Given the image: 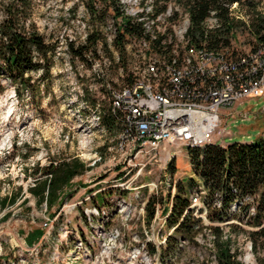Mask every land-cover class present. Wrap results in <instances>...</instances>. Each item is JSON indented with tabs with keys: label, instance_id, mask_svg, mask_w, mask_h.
<instances>
[{
	"label": "rangeland",
	"instance_id": "1",
	"mask_svg": "<svg viewBox=\"0 0 264 264\" xmlns=\"http://www.w3.org/2000/svg\"><path fill=\"white\" fill-rule=\"evenodd\" d=\"M156 1L121 3L126 13L137 16L153 9ZM85 3L30 0L27 24L36 25L47 42L57 45L49 76L41 71L30 73L38 88L34 93L26 90L20 99L15 85L0 71L4 86L0 88V264H217L214 236L206 227L194 240L178 237L177 251L170 250L166 242L173 235L170 242L174 244L176 236L166 224L170 211L165 208L173 205L177 183L183 184L193 175L187 146L163 143L138 154L125 134V120L119 117L110 125L102 122L112 112L113 99L131 85L129 76L134 82L149 83L147 64L154 54L152 49L129 38L125 70L112 45L117 28L111 19L104 31L113 56L100 44V58H95L93 65L73 59L69 42L85 43L91 28ZM166 3L173 14L178 12V18L170 21L163 14L155 29L163 33L178 22L175 29L184 31L187 12L177 0ZM232 11L246 19L245 9L238 4ZM139 18L153 25L146 15ZM255 42L248 30L240 29L231 47L236 54H246L255 48ZM152 90H157V85L152 84ZM170 105L166 111H197L204 107ZM220 113L222 121L211 143L227 147L264 138V93L233 108H223ZM73 157H79L90 169L72 180L66 188L69 194L59 199L61 204L57 202L52 209L46 203L39 205L29 191L37 179L44 177L41 172L35 174L36 170ZM172 163L177 166L175 171ZM154 195L162 203L149 222L146 204ZM201 195L192 196V208L205 226L226 227L239 222L210 221L208 208L200 202ZM6 197H16V201L3 205ZM37 229L44 230L43 238L29 244L28 235ZM228 237L243 264H264V249L255 252L247 233L233 234L226 228Z\"/></svg>",
	"mask_w": 264,
	"mask_h": 264
},
{
	"label": "trees",
	"instance_id": "2",
	"mask_svg": "<svg viewBox=\"0 0 264 264\" xmlns=\"http://www.w3.org/2000/svg\"><path fill=\"white\" fill-rule=\"evenodd\" d=\"M161 1L157 0L154 3L152 14L147 12L133 16L126 13L121 0H86L91 28L85 43L69 42L70 55L73 59L93 65V60L100 58L99 46L102 44L105 51L113 56L110 50L111 43L104 31L112 19L117 28L112 45L119 53L121 66L127 70L129 38L138 39L141 45L149 46L154 53L150 58L151 64H147L149 83L161 78L166 84H176L166 81V77L170 76V69L181 68L183 64L181 58L183 52L181 46L176 45L174 32V25L177 22L173 23L172 29L159 33L155 29L158 22L148 30L144 18H139L146 15L148 19L155 21L157 17L166 13L168 11L166 0L160 3ZM177 2L185 9L190 21L185 35L188 39L187 49H202L207 53L219 54L229 71L219 68L218 76L222 78L231 75L236 79V76L241 74L243 76L256 74L255 71H250V67L237 68L247 64L242 59L250 56L249 53L236 54L231 44L237 32L244 29L256 39L252 52L255 53L256 49L264 51V0H177ZM234 4H238L240 9H245L246 19L233 15ZM0 6L3 16L0 21V71L8 76L15 85L17 95L22 99L26 90L34 93L38 89L30 73L41 71L45 77L49 76L57 45L47 42L36 25L27 24L30 0H4ZM211 17L217 20L213 27L209 25ZM177 18L178 12H175L167 20L175 21ZM142 38L146 40H139ZM177 50L181 55L176 54ZM152 64L158 67L156 75L150 72ZM203 80H206L204 87L201 86ZM128 82L132 84L134 79L129 76ZM217 85L218 78L207 74L200 83L188 82V91L171 95L186 102L189 97L194 99L211 88L216 90ZM3 87L0 83L1 90ZM119 117L125 120L126 132L129 131V124L122 112L113 106L111 114L105 116L102 122L110 125ZM188 153L193 175L188 181L183 180V184L177 183L173 205L170 209L165 208L166 212L170 211L166 224L174 230L173 234L176 236L174 244L170 242L173 235L167 237L166 242L171 245L170 250L177 251L180 249L178 237L185 241L194 240L206 227L214 236L213 250L217 264H243L238 258L237 251L233 249L232 238H225V229L228 228L233 234L247 233L253 242L255 252L264 249V138L252 142H235L227 147L208 143L203 147H189ZM176 167L174 163L171 164L174 171ZM89 169L87 163L79 157L63 159L58 163L51 162L36 170L35 174L41 172L44 177L37 179L29 191L37 198L39 205L46 203L47 208L52 209L57 202L61 204L60 198L63 199L69 194L66 188L72 180ZM202 192L205 193L202 197L203 205L208 208L207 218L210 221L225 222L237 219L239 222L226 227L219 224L205 226L203 219L196 216L192 208V196L195 193L201 195ZM10 201L14 203L16 197L4 198L3 205ZM161 203L162 199L155 195L149 199L146 204L149 222L154 219L157 206ZM234 206L236 209L233 211ZM202 211L203 208H200V212ZM43 235L44 230L37 229L28 235V243L33 244L43 238Z\"/></svg>",
	"mask_w": 264,
	"mask_h": 264
},
{
	"label": "built area",
	"instance_id": "3",
	"mask_svg": "<svg viewBox=\"0 0 264 264\" xmlns=\"http://www.w3.org/2000/svg\"><path fill=\"white\" fill-rule=\"evenodd\" d=\"M139 40H146V38ZM201 50L194 54L201 52ZM229 55H231V51ZM250 62H258V70L254 76H236V79H223L222 76H218V71L214 68H208L207 72H200V66H198L189 73V80L176 81V84H166L159 78L158 81H154V85H157L155 91L152 90V86H147L145 82L135 81L129 85V88L124 89L122 94L117 95L116 100L113 99L114 108L122 112L124 119L132 121L135 147L137 148L143 144L156 146L163 143L213 141L214 134L222 121L221 109L233 108L248 98L261 97L264 93V58H259V49L255 51V60L249 61L247 64ZM148 64H151L150 60ZM245 65L237 68H245ZM153 66L155 67V65ZM205 74H212L213 77L218 78L216 97H210L209 101H201L197 96V102L190 104L204 106L203 109L195 112L203 111L211 115L214 114L215 125L207 130L202 138H198L188 124H178L169 118V114L181 109L166 111L165 108L171 106L166 103V94L188 91V82L200 83Z\"/></svg>",
	"mask_w": 264,
	"mask_h": 264
},
{
	"label": "bare ground",
	"instance_id": "4",
	"mask_svg": "<svg viewBox=\"0 0 264 264\" xmlns=\"http://www.w3.org/2000/svg\"><path fill=\"white\" fill-rule=\"evenodd\" d=\"M148 10V9H147ZM152 8H150L147 12H151ZM166 18L172 16V9H168V11L166 13ZM214 15V12L212 13ZM163 15V14H162ZM157 17V19L155 21H152V24L154 25L155 22H159V19H161V16ZM185 16V15H184ZM186 21L189 25V18L188 15L186 17ZM217 20L214 17L209 18V25L211 27H213L216 24ZM162 23V22H161ZM178 24V22L176 23ZM175 24V25H176ZM149 23H146V28L148 30H151L152 26ZM175 25H174V32H175V37H176V45L177 46H181L182 49V61L183 64L181 66V68H175V69H170L169 75L166 77V81H172V82H176V81H184V79L189 78V73L191 71H193V69L197 68L198 66H200V70L202 72H207L208 68H214L216 71H218L219 68L224 69L225 71H228V68L226 66V62L222 60V57L219 54H216L214 52L211 53H207L205 51L198 52L197 54H194L196 51L195 48H189L187 49V41L188 39L186 38V33L188 31V25L187 28L184 31H180V33L175 29ZM182 29V28H180ZM249 53L250 58H243L242 60L245 63H248L249 61H254L255 60V53L252 52V50ZM176 54L179 55V50L176 51ZM181 55V54H180ZM259 58H264V51H259ZM202 62V63H201ZM245 67H250V71H257L258 70V62H250L249 64H246ZM157 71H156V69ZM150 72L154 73L156 75V73L158 72V67H154V66H150ZM241 74V73H240ZM207 75V74H205ZM210 76H213L212 74H209ZM218 75H219V71H218ZM204 76V75H203ZM238 76H243L238 75ZM235 79L234 76L231 75H226L223 79ZM206 80H203L201 82V86L204 87ZM147 84V86H152V84L154 85V83L150 82V83H145ZM175 96L171 95V94H166V103L167 104H175L179 102L182 103H194L197 102L196 98H192L189 97L188 101L184 102L181 100H178L176 98H174ZM210 97H216V90L215 88H211L209 91L207 92H203L198 96V99L201 101H209ZM169 118L172 119L173 121H176L175 123L178 124H188L192 130L194 131V133L196 134V136L198 138H202L205 134V132L209 129H211L212 126L215 125V116L214 114H208V113H204V112H195V111H190V110H180V111H176V112H172L171 114H169ZM205 121H207L208 123H206ZM128 124H129V131H127L125 134L126 136L129 138V141H132V143L135 146V134H134V125L132 123V121L127 120ZM124 142V141H123ZM126 143V141H125ZM211 143V141H204L201 143H196V142H188V143H181L183 145H185V147L187 146V148L189 147H203L206 144ZM131 145V144H130ZM160 145H152V144H143L141 146H138V154L139 153H143L146 152L148 150H154L159 148ZM197 200V199H196Z\"/></svg>",
	"mask_w": 264,
	"mask_h": 264
},
{
	"label": "crops",
	"instance_id": "5",
	"mask_svg": "<svg viewBox=\"0 0 264 264\" xmlns=\"http://www.w3.org/2000/svg\"><path fill=\"white\" fill-rule=\"evenodd\" d=\"M229 145V144H228Z\"/></svg>",
	"mask_w": 264,
	"mask_h": 264
}]
</instances>
